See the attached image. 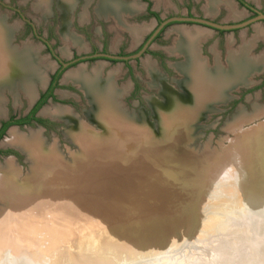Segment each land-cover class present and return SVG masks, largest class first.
Masks as SVG:
<instances>
[{
    "label": "rangeland",
    "instance_id": "obj_1",
    "mask_svg": "<svg viewBox=\"0 0 264 264\" xmlns=\"http://www.w3.org/2000/svg\"><path fill=\"white\" fill-rule=\"evenodd\" d=\"M103 1L72 0L69 5L67 3L62 6L60 0H0V20L10 29L12 45L23 47L24 43L28 42L36 47L38 56L45 57L51 64L46 69V82L37 88L31 101L11 90L3 93L0 123L11 116L17 119L27 113L32 101H35V97L45 88L49 76L56 68V61L48 52L45 41L63 60L102 48L112 53L132 52L153 26L152 17L146 14V1H149L150 7L157 10L162 17L174 11L185 12L187 7L196 14H205L222 22L240 21L247 16L245 12L242 13L240 6L235 7L239 13L230 16L224 3L231 0H216L213 11L208 4L210 0H107L112 1L111 3L126 4L129 9L132 4L138 6L121 18L114 16V10L111 8H104ZM255 3L264 10V0H255ZM102 8L106 9V12L103 13ZM259 24L237 30L234 37L230 34L232 32L214 31L215 34L212 35L205 31L206 38L198 42V54L211 69L217 54L222 70L227 71L230 50L242 49L246 45L244 41L250 45L245 53L253 59L262 56V65L258 70L247 72L244 80L226 85L221 90L222 98L209 99L199 109L202 110L201 116L194 117L186 125L185 132L188 135H183L187 139L182 140L184 146L175 145V151L181 154H175L180 163H176L174 159L172 162L160 160L161 163L150 169L157 173L156 175L152 174V171L150 174H144L140 171V165L136 167L139 170L133 168V175L130 173L133 169L128 162L116 168L121 170L117 172H121L119 175L115 173L118 175L116 183L148 182L146 184L151 188L155 187L149 196L144 193L147 196L141 198L144 206L141 213L104 212L103 209L85 207L79 198L76 201L69 198L58 199L57 202L65 203L61 206L71 208L72 211V226L67 223L60 224V230L66 233V239L59 240L58 244L49 243L45 236L42 238L44 230L34 231L31 235L34 243H17L24 246L25 251L30 254H40L39 257L36 255L38 258H29V261H26L3 248L0 250V264H264V234L260 238L249 237L261 212L257 214L250 208L247 210L237 182L234 177H230V174H233L237 178L240 174L233 171L232 167L229 170L225 165L220 167L215 162L211 166V161H205L212 160L213 154L217 152L227 153L232 138L236 141L234 145L239 146L242 130L247 124L258 125L264 121V24ZM181 25L183 24L166 27L153 42L151 53L142 55L139 60L132 59L126 63L103 59L83 61L66 69L64 74L81 67L90 71L96 65L102 67L101 73L104 77L115 73L113 83L122 92L115 102L119 113L123 114L120 116L130 120L127 122L130 125L147 128L152 138L155 137L153 142L161 144L160 141L165 135L163 116L165 112H171L168 109L170 101L167 90L180 100L186 99L187 90L181 72L184 58L175 48V42L181 38L178 33ZM132 27L142 30L136 39L132 36ZM261 28L263 34L258 36L257 30ZM75 38L79 41L71 43ZM63 77L55 89L56 98H50L38 111V116L45 119L46 125L32 123L15 128L22 133L39 132L45 145L50 148L54 144L63 159L70 163L80 151L75 141L71 140L69 130L76 133L80 125H89L98 133H103L105 129L97 123L99 121L95 103L86 97L77 84L63 80ZM57 106L69 109L71 119L42 113L44 108ZM92 118H95L96 122ZM238 123L240 124L237 125ZM231 127L233 128L230 129ZM7 133L0 139V163L3 165L6 159H13L17 170L20 171L18 178L22 179L28 176L27 174L30 175L31 163L25 153L3 143ZM172 133L173 138H183L180 135L181 129H174ZM248 134L259 140L253 152L249 151V162L252 159L260 161L264 153V124ZM205 163L211 166L209 172L205 171ZM124 168L132 175L129 176ZM202 174L206 175L205 179ZM111 177L109 178L112 180ZM165 181L169 183L166 184ZM163 188H169L168 192ZM123 192L133 193L127 190ZM113 194L117 196L118 192ZM3 205L0 201V208ZM262 215L264 217V214ZM33 216V220L29 219L32 216L27 218L30 221L21 219L25 227L45 223L40 216ZM74 240H78L79 244L69 248L68 244L74 243Z\"/></svg>",
    "mask_w": 264,
    "mask_h": 264
},
{
    "label": "bare ground",
    "instance_id": "obj_2",
    "mask_svg": "<svg viewBox=\"0 0 264 264\" xmlns=\"http://www.w3.org/2000/svg\"><path fill=\"white\" fill-rule=\"evenodd\" d=\"M41 1L46 2L47 0ZM60 2L63 6L67 3L69 5L72 0H60ZM111 2L104 0L102 5L104 8L114 10V16H121V18L125 13L134 11L138 7L136 4L131 3L132 5L129 9L126 4ZM215 3L216 0H210V3H208L211 6V11L214 10ZM224 5L228 8L230 16L239 13L231 1H225ZM126 9L129 10L126 11ZM103 12H106V9H103ZM262 31V28L257 30L258 36L263 34ZM141 32L142 30H139V28H131L134 39ZM204 32L198 28L178 29L181 38L175 42V48L186 56L181 72L184 75V84L187 90L185 99L187 105L177 103L176 106L173 105V110L171 109L170 113L165 112L169 117L165 114L163 116L165 129L163 133L165 135L160 141L161 144L153 142V138L147 128L130 125L127 123L130 120L127 121L121 117L123 114L119 113L115 102L117 98H120L122 92L113 83L115 73L104 77L101 73L102 67L100 65L94 66L90 71L85 70L83 67L69 70L63 77V80L77 84L84 91L86 97L95 103L96 117L99 121L97 123H100L101 128L105 129L103 133H98V131H93L89 125H80L76 133L73 130H69L72 137L71 140L75 141L80 151L78 155H74L72 162H66L54 144L50 148L47 147L39 132L29 131L28 134L18 131L15 127L8 129V135L4 138L3 143L13 145L23 151L32 168L30 169V175L27 174L28 176L20 179L18 178L20 171L17 170L13 159H6L3 165L0 163V201L4 203L0 208V250L5 248L4 250L11 251L13 255H19L20 258L29 261V258L36 259L40 254L26 252L23 248L24 246H20L17 241L31 245L35 242H33V236H31L32 232L44 230L47 234L44 232L42 238L45 236L49 243L58 244L59 240H65L64 235L66 233L60 230V224L65 225L67 223L72 226V211L71 208L67 209L65 208L66 206H61V204L65 203L57 202L56 200L58 199L63 200V198H66L67 200L69 198L72 201H76L79 198V200L83 201L82 203L85 207L103 209L104 212L116 213L125 211L127 213H141L144 210L141 198L149 196V194L154 192L155 187L151 188L146 184L148 183L146 181L145 184L144 182H142L143 184L130 183V180H127L129 184L116 183L117 177L121 173L118 174L117 172L121 170L116 168H120L123 163L128 162L132 169L134 167L136 169L140 165L141 172L150 174L152 171H150L151 167L161 163L162 161L160 160L171 161L174 159L173 161L177 163L179 159H177L178 156L175 154H181L175 151L176 148L174 149L171 143L174 129L175 131L181 129L182 134L180 133V135L182 137L186 135V125L194 117L196 118L199 114V109L207 103L206 101L222 98L221 90L226 85L244 80L246 78H244V75L247 72L251 73L253 70H258L262 65V56L253 59L249 58L247 53H245L250 45L248 46V42L244 41L246 45L242 49L238 51L230 50L227 71L222 70L217 54H215L214 66L212 69L209 68L207 66L208 63L198 54V42L206 38L207 35ZM10 33L6 23L0 20V116L4 92L11 90L14 94H22L27 97L28 101H31L37 88L46 82V69L51 66L45 57L38 56L36 47L31 46L30 43H24L23 47L12 45ZM77 40V38L72 39L71 43L74 44L79 41ZM163 91H165L164 88ZM167 92L168 98L178 97L173 96V93L169 90ZM188 101H193L192 105H189ZM42 113L59 118L65 116L67 119H71L69 109L59 106L56 108H44ZM120 114L122 115L120 116ZM94 119L92 118V120ZM263 124L264 121L259 122L258 125L251 124L249 126L247 124L242 130L243 135L241 141H239V146L234 145L236 141L232 138L229 141L227 153L219 154L217 152L213 154L212 160H205L211 161V166L217 162L220 167L226 166L229 170L232 167L234 168L232 169L233 171L240 174V177L237 178L233 174H230V177H234V181L237 182L236 185L241 190L247 210L249 211L250 208L257 214L261 212L260 215L258 214L256 222L250 231L253 235H250V238H260L264 234V227L262 228L264 225V217L262 215L264 214V153L261 155L260 161L252 159L249 162V151L253 152L259 140L251 137L248 133ZM180 135L177 136L179 137ZM186 137H183L182 140L186 141ZM228 160L232 162H228ZM205 164V171L209 172L211 166L207 163ZM161 166L163 167L162 164ZM250 166L252 169L249 168ZM139 168L136 170H139ZM124 169L126 170V168ZM135 169L130 173L134 175ZM115 173L118 175H115ZM132 174H129V176ZM152 174L155 173L152 171ZM111 176L113 177L112 180L109 178ZM205 176L202 174L203 179H205ZM137 177L140 178L141 173L140 177L139 175ZM160 179L162 181V178ZM165 182L167 184L170 181ZM163 189L169 190V188ZM124 190L133 193L127 194L123 192ZM115 191L118 192L117 196L113 194ZM173 192L175 193V191ZM33 215L40 216L45 223L29 228L25 227L21 219L26 220L29 216H32L29 219L33 220ZM27 221L30 220L27 219ZM28 237L30 238L28 239ZM73 242L68 244L69 248L74 246V244H79L78 240ZM31 263L33 264V262Z\"/></svg>",
    "mask_w": 264,
    "mask_h": 264
},
{
    "label": "flooded vegetation",
    "instance_id": "obj_3",
    "mask_svg": "<svg viewBox=\"0 0 264 264\" xmlns=\"http://www.w3.org/2000/svg\"><path fill=\"white\" fill-rule=\"evenodd\" d=\"M231 2L233 3V5L237 8V6H240L241 7V11L242 13L245 12L247 14V16L240 20V21H232V22H222V21H219L217 19H213L212 17L208 16V15H205V14H196L193 12L192 9L190 8H186V11L185 12H182V11H174L172 14L168 15V16H164L162 17L159 12L155 9H152V7H150V2L149 1H146V14L150 17H152L151 19V23L153 24L152 26V29L149 30V32H147L146 36L143 37V40L140 42L139 46L132 52H129V53H125V52H117V53H112V52H108L106 51L105 49H94L91 53H86V54H83L81 56L79 55H74L71 59L69 60H63L59 57L58 54H55L54 53V49L48 45V43L45 41V44L48 48V52L52 55V57L55 59L56 61V68L54 69V71L51 73V75L49 76V79H48V82L47 84L45 85V88L35 97V101L32 103V105L30 106L29 110L27 113H25L23 116L19 117V118H23V117H26V116H29L31 117L29 122L28 123H24L22 125H19V124H15V123H11L5 130V133H7L8 129L10 127H12L13 125L15 126H24V125H28V124H32V123H37V124H40V125H43L45 126L46 125V121L44 118H41L38 116V111L40 110V108L43 106V104L39 107V109H37L33 115H30V111L31 109L33 108V106L36 104V102L42 98V95L48 91L49 87L52 86V89H51V94H49L46 98V101H48L50 98L51 99H54L56 98L55 96V89L59 86L60 84V79L61 77H63L64 75V72L66 71V69H68L69 67L71 66H74V65H77L83 61H93V60H96V59H103V60H107V61H112V62H117V61H121V62H129L130 60L132 59H135V60H139L140 57L144 54H147V53H151L150 52V49L152 48L153 46V42L155 40H157L160 35L163 33L164 29L170 25H173V24H183L181 25V27H179V29L181 28H202L201 31H206L208 34H212L214 31L216 33H223V32H232L230 33L233 37L235 36L234 35V32H236L237 30L239 29H242V28H248V27H251L253 24H259V26H262L261 23L264 24V20H258V21H255V22H251L249 23L248 25H246L245 27H242V28H234V29H219V28H215V27H212V26H209V25H205V24H201V23H197V22H194V21H187V20H172L170 22H168L167 24H165L163 27H161L158 31V27L160 26V24L165 21L166 19H169L171 17H183V18H198V19H204V20H208V21H211V22H215V23H220V24H236V23H240V22H243L245 20H248V19H251L253 17H255L258 12H261V13H264V10L261 9L260 7H258V5L255 3V0H231ZM103 12V10H102ZM104 13V12H103ZM146 17V16H145ZM186 24H190L192 26L190 27H187ZM132 28H135V27H132ZM157 31V32H156ZM156 34L153 36V38L148 42L145 50L143 53H141L140 56H137L135 58H128V59H112V58H108V57H104V56H94L95 54H98V53H106V54H110V55H116V56H129V55H132V54H135L137 52H139L143 46L147 43V41L149 40V38L153 35V33ZM215 34V33H213ZM212 34V35H213ZM230 36V37H232ZM182 54V53H181ZM82 56H89L88 58L86 59H79V60H75L77 58H80ZM183 58H184V63L186 61V56L184 54H182ZM160 57L162 58V56L160 55ZM64 63H69L68 66L64 67ZM60 71V75L57 77L56 80H54V75H56V73ZM45 101V103H46ZM44 103V104H45ZM17 118V119H19ZM10 119H16L14 118L13 116L9 117L8 119L6 120H3L1 123H0V128L2 127L3 123L5 122H8ZM4 133V134H5ZM3 134V136H4ZM2 136V137H3ZM1 137V138H2ZM0 138V139H1ZM9 150H7L8 152Z\"/></svg>",
    "mask_w": 264,
    "mask_h": 264
},
{
    "label": "water",
    "instance_id": "obj_4",
    "mask_svg": "<svg viewBox=\"0 0 264 264\" xmlns=\"http://www.w3.org/2000/svg\"><path fill=\"white\" fill-rule=\"evenodd\" d=\"M172 20H187V21H194V22H197V23H201V24L209 25V26H212V27H215V28H219V29H234V28H242V27H245L246 25H248V24L251 23V22H255V21H258V20H264V13L258 12V14H257L255 17H253V18H251V19H248V20H245V21L240 22V23H236V24H220V23H215V22H211V21H208V20H204V19H198V18L171 17V18L166 19L165 21H163V22L160 24V26L158 27L157 31H158L161 27H163L165 24H167L168 22H170V21H172ZM157 31H156V32H157ZM156 32L153 33V35L149 38V40H148L147 43L143 46V48H142L139 52H137V53H135V54H132V55H129V56H123V57H122V56L110 55V54H106V53H98V54H95L94 56H104V57H108V58H112V59H128V58H135V57H137V56H140L141 53L144 52V50H145V48H146L148 42L153 38V36L156 34ZM88 57H89V56H82V57L77 58V59H75V60L86 59V58H88ZM68 64H69V63H64L63 65H64V67H66V66H68ZM167 101H168V100H167ZM169 101H170V102H169V106H168V109H169V110L172 109L171 107H173V105L176 106L177 103H178V104L183 103V104H186V105H187V102H185V101H183V100H180L179 98H172V99L169 98ZM32 102H34V100H33ZM192 103H193V101H188V104H189V105H192ZM31 105H32V104H31ZM172 110H173V109H172ZM172 110H171V111H172ZM201 114H202V110H199V114H198L197 116L199 117V116H201ZM12 127H16V126L13 125ZM154 138H155V137H153V141H155ZM171 143H172V146L174 147V149L176 148L175 145H178V144L184 146V144H182V143H184V142L182 141V138H181V139H179V138H172V139H171ZM1 145H2V144H1ZM11 147L14 148V149H16V150H18V151H20L21 153L24 154V152H22V151H21L20 149H18L17 147H15V146H13V145H11ZM175 150H176V149H175ZM184 151H186V149H185ZM176 152H177V151H176Z\"/></svg>",
    "mask_w": 264,
    "mask_h": 264
},
{
    "label": "trees",
    "instance_id": "obj_5",
    "mask_svg": "<svg viewBox=\"0 0 264 264\" xmlns=\"http://www.w3.org/2000/svg\"><path fill=\"white\" fill-rule=\"evenodd\" d=\"M59 75H60V71H58V72L56 73V75H54V80H56L57 77H58ZM51 89H52V86L49 87L48 91L45 92V93L42 95V98H40V99L36 102V104L33 106V108H32L31 111H30V115H33V113H34L37 109H39V107H40L42 104L45 103V101H46V99H47L46 97H47L49 94H51ZM30 118H31V117L26 116V117L19 118V119H15V120H14V119H10L8 122L3 123L2 127L0 128V138L3 136V134L5 133L6 128H7L11 123H15V124L22 125V124H24V123H28L29 120H30Z\"/></svg>",
    "mask_w": 264,
    "mask_h": 264
}]
</instances>
